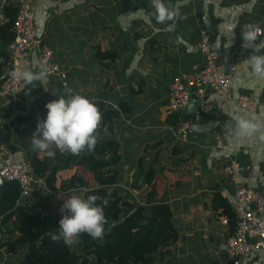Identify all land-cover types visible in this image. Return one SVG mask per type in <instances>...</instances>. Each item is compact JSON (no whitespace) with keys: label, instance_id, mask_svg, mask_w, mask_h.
Segmentation results:
<instances>
[{"label":"crops","instance_id":"obj_1","mask_svg":"<svg viewBox=\"0 0 264 264\" xmlns=\"http://www.w3.org/2000/svg\"><path fill=\"white\" fill-rule=\"evenodd\" d=\"M23 2L34 12L38 41L53 50L66 79L47 76L45 82L24 84L16 100L4 96L1 86L11 67L13 41L0 38V170L13 162H30L33 156L48 157L31 143L48 102L74 94L103 102L118 112L103 136L118 145V188L130 191L135 203L143 204L142 191L132 186L133 175L139 166L148 170L158 157L156 202L170 207L178 239L164 259L156 257V264H232L226 244L236 222L228 200L236 189L226 167L232 161L250 167L244 177L247 186L264 191V127L243 140L233 131V117L238 115L264 125V79L251 75L250 67L235 57L244 43L241 32L246 25L261 29L263 37L255 43H264V0H166L180 14L172 31H165L154 18L148 22L130 16L140 8L151 12V0H0L2 26L10 21L9 7L18 13ZM201 31L208 32L220 61L236 67L230 87L233 99L252 94L261 106L245 112L234 100L208 90L205 100L214 104L209 114L200 118L185 111L178 114L179 123H190L188 141L181 143L176 137L179 123L168 122V97L177 77L203 67L197 48ZM245 51L248 60L253 49ZM256 54H264V48ZM22 59L26 70H38L33 65L39 63V46ZM218 140L225 150L218 148ZM49 150L56 152L52 159L69 154L55 146ZM93 151L85 150L81 157ZM75 172H61L57 188ZM94 188L91 185L81 193ZM45 199L59 207L61 195L39 186L34 197L21 202L33 205ZM247 260V264H264V253Z\"/></svg>","mask_w":264,"mask_h":264},{"label":"trees","instance_id":"obj_2","mask_svg":"<svg viewBox=\"0 0 264 264\" xmlns=\"http://www.w3.org/2000/svg\"><path fill=\"white\" fill-rule=\"evenodd\" d=\"M7 12L10 21L4 26L0 24V38L12 42L17 9L9 7ZM100 56L104 55L100 53ZM94 103L102 119L96 130L93 153L82 157L81 153H69L65 158L56 159L37 155L30 161L36 178L44 180L50 193L61 195L59 207H53L49 199L36 200L33 205L23 204L19 185L0 177V264L5 254L14 256L19 247L25 253L18 264H156L158 255L164 259L170 254L178 236L170 207L156 202L158 157L148 170L139 166L134 173L132 186L142 191L143 204L135 203L130 191L118 188L117 167L121 162L118 145L103 138L107 127L115 123L118 112L103 102ZM177 116L169 115L171 126L179 123ZM74 169L72 177L62 180L57 188L59 174ZM91 185L95 188L81 193ZM70 195L99 198L96 203L103 208L106 219L102 239L81 234L71 244H65L59 237L56 229L62 218L60 209Z\"/></svg>","mask_w":264,"mask_h":264},{"label":"built area","instance_id":"obj_3","mask_svg":"<svg viewBox=\"0 0 264 264\" xmlns=\"http://www.w3.org/2000/svg\"><path fill=\"white\" fill-rule=\"evenodd\" d=\"M62 1V0H60ZM256 41L263 37V31L257 28ZM14 40L10 44L13 59L9 74L4 78L1 92L4 96L14 100L19 98L24 82L16 78L13 73L26 71L27 64L22 56L35 45L39 46V63L48 69V76L65 81L66 75L54 60V52L47 45L38 41L35 28V15L27 2L21 3L13 23ZM198 51L203 57V67L194 69L191 74L177 77L171 86L167 109L170 114L183 113L189 105L191 96L202 101L197 118L209 114L214 104L206 102L208 90L229 100H234L236 106L245 112H256L261 102L252 94H240L233 99L230 93L232 80L236 75L235 66H225L214 50L207 31L200 32ZM238 62L247 60V53L242 47L235 55ZM189 122H181L176 127V137L181 143L189 138ZM218 148L225 150L223 143L218 140ZM250 167L238 161H232L225 172L230 183L235 187L234 195L228 200L229 207L236 222V230L226 244V254L232 264H247V259L259 252L264 253V191L248 187L245 174ZM0 177L12 183H17L21 191V201L30 199L38 193L39 186H45L44 180L37 179L30 162L17 161L10 163L0 170ZM5 254L3 264H7Z\"/></svg>","mask_w":264,"mask_h":264},{"label":"clouds","instance_id":"obj_4","mask_svg":"<svg viewBox=\"0 0 264 264\" xmlns=\"http://www.w3.org/2000/svg\"><path fill=\"white\" fill-rule=\"evenodd\" d=\"M151 9V12H146L140 8L130 16L148 22L154 18L157 24L164 26L165 31H172L175 28L180 15L178 9L173 8L166 0H151ZM257 31L255 26L246 25L241 32L244 41L242 47L253 49V54L242 64L250 67L251 75L264 79V54H256L264 48V43H255ZM33 67L38 70L14 72L13 75L22 80L25 86L32 84L34 80L45 82L48 69L42 63L36 62ZM45 109L46 115L37 121L31 139L36 150L46 153L48 157H54L56 152L49 150L50 146H55L62 153L73 155L94 149L97 143L96 130L102 116L93 101L81 94L61 96L48 102ZM233 119L235 121L233 131L240 140L251 138L264 127L246 116L238 115ZM261 138L264 139V135ZM98 199L96 195H88L86 198L70 195L63 200L60 209L62 218L56 230L65 244H71L74 238L81 234H87L92 239L103 238L106 219L103 208L96 203Z\"/></svg>","mask_w":264,"mask_h":264},{"label":"water","instance_id":"obj_5","mask_svg":"<svg viewBox=\"0 0 264 264\" xmlns=\"http://www.w3.org/2000/svg\"><path fill=\"white\" fill-rule=\"evenodd\" d=\"M201 105H202V101L200 99H195V98H192L191 96L190 103L186 107L185 113L190 116H194L199 112Z\"/></svg>","mask_w":264,"mask_h":264},{"label":"rangeland","instance_id":"obj_6","mask_svg":"<svg viewBox=\"0 0 264 264\" xmlns=\"http://www.w3.org/2000/svg\"><path fill=\"white\" fill-rule=\"evenodd\" d=\"M25 251L23 248L19 247L17 254H15L14 256H6V261H9L7 264H18L21 260V257L24 255Z\"/></svg>","mask_w":264,"mask_h":264}]
</instances>
